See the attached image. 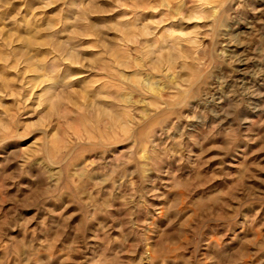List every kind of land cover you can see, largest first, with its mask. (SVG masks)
<instances>
[{"label": "clouds", "instance_id": "clouds-1", "mask_svg": "<svg viewBox=\"0 0 264 264\" xmlns=\"http://www.w3.org/2000/svg\"><path fill=\"white\" fill-rule=\"evenodd\" d=\"M0 264H264V0H0Z\"/></svg>", "mask_w": 264, "mask_h": 264}]
</instances>
